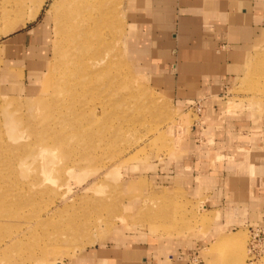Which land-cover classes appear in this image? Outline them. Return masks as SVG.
Wrapping results in <instances>:
<instances>
[{"label":"rangeland","instance_id":"obj_1","mask_svg":"<svg viewBox=\"0 0 264 264\" xmlns=\"http://www.w3.org/2000/svg\"><path fill=\"white\" fill-rule=\"evenodd\" d=\"M39 1L0 0V45L11 44L0 48V264H75L99 245L208 231L216 216L180 176L191 172L182 166L192 154L183 143L205 118L177 98L164 75L137 70L127 49V0H101L99 8L112 19L98 36L95 56H105L106 64L98 81L78 85L64 72L66 49L56 54L54 44L63 1L44 0L25 26L2 33L12 31ZM45 31L52 54L45 74L36 76L28 55L19 53H30V38L38 44ZM68 87L73 111L85 119L89 109L91 129L101 133L94 144L74 142L67 136L77 130L58 126L61 114L49 103ZM217 102L218 113L206 123L243 119L264 129V41L249 52ZM227 234L237 239L212 245L220 262L249 263V227ZM63 249L69 253L59 255Z\"/></svg>","mask_w":264,"mask_h":264},{"label":"crops","instance_id":"obj_2","mask_svg":"<svg viewBox=\"0 0 264 264\" xmlns=\"http://www.w3.org/2000/svg\"><path fill=\"white\" fill-rule=\"evenodd\" d=\"M127 9V49L137 70L164 75L177 98L205 118L183 143L192 154L182 166L191 172L180 176L216 219L200 234L99 245L74 263L234 264L232 258L220 262L212 245L240 228L264 226V129L243 119L205 121L218 113L217 99L234 84L249 52L264 41V0H127ZM44 33L39 45L30 38V53H19L28 55L36 76L47 70L50 58Z\"/></svg>","mask_w":264,"mask_h":264},{"label":"bare ground","instance_id":"obj_3","mask_svg":"<svg viewBox=\"0 0 264 264\" xmlns=\"http://www.w3.org/2000/svg\"><path fill=\"white\" fill-rule=\"evenodd\" d=\"M60 1L63 2H60V11L59 13H56L58 17L57 21H55L57 35L55 36L56 42H54V44L57 50L56 54L58 53V49H66L64 72L67 76L73 77L72 84L78 85V83L82 80L86 81L87 84L88 82L89 84L93 83L99 79L96 74L100 70L104 69L106 64L105 56H95L100 54L98 48L100 47L102 41V38H98V36L103 34L105 27L111 25L112 17L106 13L104 9L102 12V8H99L101 0ZM43 2L44 0H40L35 5V10L15 24L12 31L25 26L28 20L35 18L38 11H40L42 7V4H44ZM10 31L6 32V30H4L1 32L6 34ZM94 36H97L96 39H93ZM48 38L50 42V37L48 36ZM50 52L52 54L51 46ZM77 77L81 78L80 81L77 80ZM73 97V90L68 87L64 91H60L58 93L56 92L55 99L49 103L52 104V111L59 112L61 114L57 119L59 121L58 126L67 127L70 130H77L75 134L67 136V138L72 141L81 142L88 140L92 141V144H94L96 140L101 138V133L97 130L93 132V129H91L92 122L90 121V117L87 115L90 113L88 112L89 109L87 110V114H85V119L76 115L77 111H73ZM66 98H68V101L64 102ZM86 103H88V101ZM66 109L71 112L70 116L64 115ZM94 119L98 120V116ZM0 200L2 199L0 198ZM222 239L221 242L224 243L229 240L235 241L237 238L235 236L227 235ZM68 253V251L63 249L60 250L58 254L67 255ZM239 261L240 260H238V262Z\"/></svg>","mask_w":264,"mask_h":264},{"label":"built area","instance_id":"obj_4","mask_svg":"<svg viewBox=\"0 0 264 264\" xmlns=\"http://www.w3.org/2000/svg\"><path fill=\"white\" fill-rule=\"evenodd\" d=\"M248 254L251 260L264 258V226L256 225L249 227Z\"/></svg>","mask_w":264,"mask_h":264}]
</instances>
